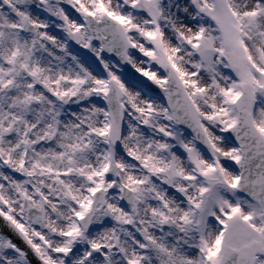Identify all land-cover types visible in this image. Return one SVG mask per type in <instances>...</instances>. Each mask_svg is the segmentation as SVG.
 <instances>
[{
	"label": "snow or ice",
	"instance_id": "1",
	"mask_svg": "<svg viewBox=\"0 0 264 264\" xmlns=\"http://www.w3.org/2000/svg\"><path fill=\"white\" fill-rule=\"evenodd\" d=\"M0 264H264V0H0Z\"/></svg>",
	"mask_w": 264,
	"mask_h": 264
}]
</instances>
